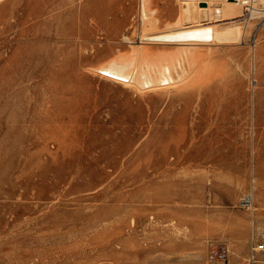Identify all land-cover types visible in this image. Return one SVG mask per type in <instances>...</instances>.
<instances>
[{
    "label": "rangeland",
    "instance_id": "374dc122",
    "mask_svg": "<svg viewBox=\"0 0 264 264\" xmlns=\"http://www.w3.org/2000/svg\"><path fill=\"white\" fill-rule=\"evenodd\" d=\"M13 1H0V264H252L240 200L254 195L264 243V17L207 25L191 49L211 66L193 85L136 89L98 68L139 40L142 0H23L16 18ZM178 1L151 0L158 31ZM234 21L233 40L212 35Z\"/></svg>",
    "mask_w": 264,
    "mask_h": 264
},
{
    "label": "bare ground",
    "instance_id": "6f19581e",
    "mask_svg": "<svg viewBox=\"0 0 264 264\" xmlns=\"http://www.w3.org/2000/svg\"><path fill=\"white\" fill-rule=\"evenodd\" d=\"M0 1L2 2V0ZM200 1L203 0H180L181 3L178 1L182 6L179 5V7L182 8V11H179V13H182L181 16H178L179 20H176V22H173L172 24L168 23L167 28L169 27V29L158 31L156 28H159L157 27V23H159L160 20L153 14L156 10L151 9L148 6L151 3V0H142V18L145 27H143L139 33V40L132 41V48H130L127 53L119 54L111 58L108 62L101 64L98 70L102 72V75L104 74L109 79L116 80V82H120L124 85H130L136 89L149 88L169 90L173 89L172 87L178 83L188 84L187 82H190V80L193 79L197 80L190 82L188 85H193L195 82H198L197 77L203 75L207 70L209 72L210 69H208V67L210 68L211 61L206 60L207 57L205 54H203L202 58V56L199 55L201 51L195 50V52L194 47L192 50L191 46L198 42L200 43L202 39L205 40L203 37H206L205 35L210 32L207 25L219 20L238 19L242 15L246 1L249 0H204L209 2L208 6L200 5ZM22 2L23 0H16L13 3L10 10V17H17ZM259 3L260 0H255L254 2V4ZM45 7L48 10L47 2L45 3ZM255 13L256 10L252 12L251 17H259V15H257L259 13ZM6 19L8 20V18ZM5 23L7 22H4V24ZM203 25H206V28L203 29V27H201ZM213 26L211 27L212 33L214 32L212 35L217 36V38L221 40H233L242 30L238 25V21H234L232 25L228 26ZM208 36L210 35H207V37ZM135 42H138L139 44L135 46ZM165 42L174 44L179 43L180 45L181 43H187L189 44V47L187 48L184 45L186 48L183 47V49L180 47L176 48V50L159 51L142 45L144 43L165 44ZM198 51H200V53H197ZM199 78L201 79V76ZM253 196L254 195L249 193L242 197L245 199L244 203L246 205L250 204L252 210L255 209ZM251 215L252 213L250 212V216ZM251 229L252 232L257 233V229L255 228L254 211L253 216L251 217ZM259 230H262L264 233V224ZM257 261L261 263L264 260L261 258Z\"/></svg>",
    "mask_w": 264,
    "mask_h": 264
},
{
    "label": "built area",
    "instance_id": "2783aa9c",
    "mask_svg": "<svg viewBox=\"0 0 264 264\" xmlns=\"http://www.w3.org/2000/svg\"><path fill=\"white\" fill-rule=\"evenodd\" d=\"M255 0H249L246 1L244 5V9L246 11V14L251 17L252 12L256 10V13H259V17H264V0H260L259 4H254ZM262 15V16H261ZM257 17V16H256ZM245 199L240 200L241 206L247 208L251 213V217L253 216V211L250 204L246 205L244 202ZM264 250V243L259 242L256 238V233L251 231V239H250V245H249V261L254 264L258 260L259 253ZM97 264H115L111 261H100Z\"/></svg>",
    "mask_w": 264,
    "mask_h": 264
}]
</instances>
